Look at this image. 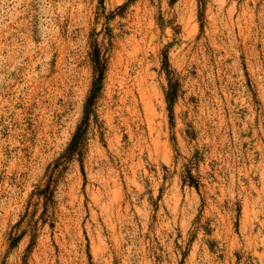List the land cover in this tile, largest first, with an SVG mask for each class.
<instances>
[{
	"label": "rangeland",
	"instance_id": "1",
	"mask_svg": "<svg viewBox=\"0 0 264 264\" xmlns=\"http://www.w3.org/2000/svg\"><path fill=\"white\" fill-rule=\"evenodd\" d=\"M0 264H264V0H0Z\"/></svg>",
	"mask_w": 264,
	"mask_h": 264
}]
</instances>
